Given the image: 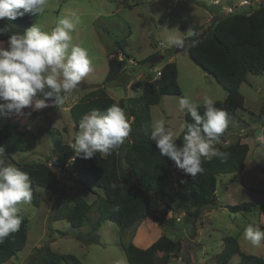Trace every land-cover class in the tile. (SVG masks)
<instances>
[{"label":"trees","instance_id":"trees-1","mask_svg":"<svg viewBox=\"0 0 264 264\" xmlns=\"http://www.w3.org/2000/svg\"><path fill=\"white\" fill-rule=\"evenodd\" d=\"M196 4L203 3L192 0ZM209 9H212L211 6ZM14 23L28 27L30 15L17 18ZM200 25H195L194 35L185 38L187 56L211 75L226 91L223 100H215V107L226 110L230 119L238 109H244V97L240 86L247 81L248 74L264 73V4H260L249 11L235 9L233 12L221 14L214 20L211 27L200 35ZM114 53H122L118 59L111 55L107 59V72L100 85L88 90L69 107L74 128L79 130L82 116L93 109L101 112L113 104L121 106L131 124V132L119 149L108 154L97 152L94 157L84 159L70 147L71 143L63 142L59 137L52 141L51 154L43 161H17L15 166L27 172L32 181L31 204L38 206L40 197L36 188L42 187L56 195L54 212L51 219H64L72 227L79 228L88 220V212L95 206L97 217L91 224L95 231L103 222H114L122 233L143 219L149 217L157 222L164 230L173 229L176 219L166 218V209L155 210L153 200L167 196L174 191L178 210L184 211V220L195 228V222L201 217L204 208H216L217 175L232 174L231 181L244 170L245 161L249 153V145L236 140L228 145H219L217 149L228 153L226 160L214 157L211 161H203L204 172L196 177L186 175L176 168L173 161L161 156L144 128L151 120L150 108L160 102L165 94H180L177 83V68L172 61H166L160 66V75L149 77L137 85V93L133 96L115 100L106 91V84L116 81L124 73L130 55L124 50L122 43L116 42ZM182 47V48H183ZM181 48H176L178 51ZM163 57L150 54L143 59L149 67L157 65ZM151 76V75H150ZM40 99H44L40 95ZM48 109L60 108L53 99H48ZM202 105V104H201ZM203 107L200 108L203 114ZM185 124L192 123L190 115L184 113ZM186 128L183 127L181 136ZM261 135H264L262 125ZM226 131L220 141H226ZM37 139V134L23 128L20 119L6 121L0 127V146L13 162L12 154L17 151L31 149ZM71 158H74L71 160ZM179 175L176 177V173ZM264 174V166L261 168ZM62 172L76 173L79 178L89 182L101 190L93 191L95 195L91 202L83 197H77L71 203L61 202L69 191ZM159 200V199H158ZM167 204V202H166ZM223 207L231 212L251 211L252 202L243 201L238 204H225ZM264 210V204L258 205ZM118 209V211H115ZM24 220L18 232L11 234L0 244V264L15 257L22 250L27 240L28 217L22 211ZM98 242V236L92 237ZM223 248L216 254L217 264H227L234 255L239 256V264H264V258L243 252L237 239L232 235L222 237ZM123 251L127 264H167L172 257H176L182 244L166 234H161L152 244L141 248L132 242L123 243ZM160 253V254H159ZM27 264H84L71 253H57L49 245H42L38 253Z\"/></svg>","mask_w":264,"mask_h":264},{"label":"rangeland","instance_id":"rangeland-1","mask_svg":"<svg viewBox=\"0 0 264 264\" xmlns=\"http://www.w3.org/2000/svg\"><path fill=\"white\" fill-rule=\"evenodd\" d=\"M198 1H201L203 5L196 4L192 0H48L43 15H30L28 27L20 26L6 18L0 20V27L9 24L15 26L9 32L0 35V41H5L4 46L7 47L6 41L15 32L22 34L34 24H38L45 31H50L55 27L58 18L69 16L73 12L77 13L80 23L76 25L72 33L73 43L88 50L93 70L80 82L78 88L68 95L66 100L69 101L68 103H72L103 82L107 71V58L111 55L123 56L119 50L118 53H114L118 49L116 42L122 43L124 50L136 64L131 66L126 64L120 78L106 84L107 93L115 100L135 95L137 85L152 77V69L147 63H143L145 57L150 54L163 57L155 66L173 57L170 61L176 64L177 83L181 93L163 95L158 104L151 106L150 111L151 120L164 119L166 127L175 133L174 139L179 141L183 139L181 133L182 126L185 125L184 112L179 109L178 104L180 96H189L201 104L205 95L211 96L214 100H223L226 96L225 89L187 56L185 47L177 51L176 47L167 44L169 35L177 36L185 41V38L191 36L189 33H194L195 25L201 26L197 35L207 32L210 25L219 17L214 15L212 9H209L213 5L212 0ZM241 1L222 0V2H228L229 6H236L235 9L242 11H249L250 8L258 6L256 0H248L251 6H240ZM225 13L230 12L224 10L222 14ZM240 92L244 97L245 108L238 109L235 116L230 119L226 129V141H219L215 147L239 140L248 143L250 151L244 170L236 176L235 181H231L230 173L217 175V189L224 185L227 188V191L218 195V198L220 202L226 204L247 201L257 207L258 203L264 201V195H262L264 174L261 171V167L264 166V144L258 141L262 125H264V74H248L247 81L240 86ZM40 95L41 93H37V98L40 99ZM49 110L48 107L39 110L29 107L25 108L21 114L0 115V127L6 121L19 118L23 128L37 134L35 145L26 151L15 152L12 154L13 162L7 160L8 163L15 165L17 161L45 160L51 154L54 137H59L65 143L67 141L74 143L77 132L71 128L74 124L69 110L64 111L63 106ZM177 145L180 144L177 143ZM178 175L179 171L176 177ZM59 176L62 177L61 174ZM82 180L74 179V186L72 189L68 187L69 191L64 200L61 198V202L71 203L77 197H83L91 202L95 197L93 191L101 193V190ZM36 190L40 197L39 205L35 206L27 202L22 207V211L28 217L25 246L5 264H27L45 244L57 253L74 254L84 264H117L120 260L127 264L122 247V242H128L125 232L127 230L120 233L114 222L106 221L93 231L91 224L97 217L95 206L91 207L88 220L79 228L72 227L64 219L53 220L51 215L54 212L56 195L42 187H37ZM167 198L168 201L174 202L175 199L177 201L172 191L168 192ZM154 203H158L157 199ZM200 218L195 222V226ZM257 220L256 208L248 212H231L227 209L217 212L210 221L211 225L204 220L199 236L204 244L203 249L194 246L188 250L196 254V258L189 260L186 247L189 243L194 245L189 240L194 238L193 228L190 226L191 223L187 225L184 217L180 216L179 220L176 219L174 228L168 229L167 232L165 230L166 233H164L174 240H179L183 245L179 253L181 259L174 258L168 264H217L215 256L221 247L220 230L226 234L242 231L239 237L242 248L255 253L253 255L260 256L264 254V244L253 247L244 238L246 226L248 224L259 226L256 223ZM261 229L264 230V228ZM94 235L98 236V242H93ZM227 264H239V256L234 255Z\"/></svg>","mask_w":264,"mask_h":264},{"label":"clouds","instance_id":"clouds-1","mask_svg":"<svg viewBox=\"0 0 264 264\" xmlns=\"http://www.w3.org/2000/svg\"><path fill=\"white\" fill-rule=\"evenodd\" d=\"M47 3L48 0H0V20L14 21L26 14L43 15ZM79 23V15L73 12L58 18L50 31L34 24L22 34H11L6 41L7 47L5 41H0V115L21 114L29 107L43 109L50 98L57 106L66 102L68 95L93 70L88 50L73 43L72 33ZM12 27L15 26L0 27V35ZM184 43V39L177 36L167 37L169 46L182 48ZM37 93L44 99L37 98ZM215 103L208 95L203 97L202 105L189 96L179 97V109L193 121L182 126L186 130L180 146L164 119L154 120L144 128L145 135L155 142L160 155L168 157L176 168L193 178L204 172L203 161L228 157V153L221 152L215 144L228 128L230 117L226 110L215 107ZM78 127L70 147L76 156L84 159L94 157L97 152L108 154L119 149L132 130L129 117L118 104L103 112L93 109L84 114ZM258 141L264 144V135L258 137ZM6 158L4 147L0 146V244L19 231L24 220L22 207L33 195L29 174L8 163ZM244 238L253 247H259L264 241V230L248 224ZM117 264L126 262L120 260Z\"/></svg>","mask_w":264,"mask_h":264},{"label":"crops","instance_id":"crops-1","mask_svg":"<svg viewBox=\"0 0 264 264\" xmlns=\"http://www.w3.org/2000/svg\"><path fill=\"white\" fill-rule=\"evenodd\" d=\"M257 1V4L258 5H260V4H264V1L263 0H256ZM222 0H212V6H211V8H212V11H214V15L216 16H220L221 14H222V12H224V10H225V8L226 7H229V4H227L228 2H222ZM212 16V15H211ZM210 16V17H211ZM213 24V23H212ZM211 24V25H212ZM211 25H210V27H211ZM209 27V28H210ZM173 57H171V58H167L164 62H166V61H170L171 59H172ZM108 59V58H107ZM133 59V58H132ZM163 62V63H164ZM162 63V64H163ZM135 64H136V62H135ZM161 64V65H162ZM132 64H129V65H127V66H131ZM161 65H158V66H161ZM150 69H151V67H150ZM107 72V71H106ZM264 74V73H263ZM76 100H74L72 103H68L69 101H66L65 102V104H64V106H63V109H64V111H66V110H69V107L75 102ZM49 104V103H48ZM50 111V110H49ZM185 113V112H184ZM72 128V130H74L75 132H78L79 130H76L75 128H74V125L71 127ZM262 136V135H261ZM176 140V143H178V144H180V145H182V143H183V139L182 140H179V141H177V139H175ZM66 143H73V141H67ZM248 144V143H247ZM180 145H178V146H180ZM249 145V144H248ZM250 151V150H249ZM8 161H10V158L9 157H7L6 158ZM262 168V167H261ZM61 175H62V177L65 179V184H66V186L67 187H69V188H71L72 189V187L74 186V183H73V181H74V179H76V180H78V178H79V176L78 175H76V174H68L67 172H62L61 173ZM73 177V178H72ZM237 178V177H236ZM83 182L85 181V180H82ZM224 191H227V188H226V185H224V186H221L220 187V189H219V194H222ZM172 192H173V194H174V191L172 190ZM218 194V195H219ZM218 195H217V197H218ZM262 195H264V192L262 193ZM175 196V195H174ZM159 199V200H158ZM157 199V201H158V203L157 204H155L154 203V201L156 200V199H154L153 200V208L155 209V210H162V209H166V211H167V214H166V218H169V217H171V216H173L174 218H176L177 220H179L180 219V216L182 217L183 215H184V211L183 210H178L175 206L178 204V200L176 201V199L174 200V202L173 201H168V198H167V196H165V197H162L161 198V200H160V198H158ZM64 200V199H63ZM166 202H167V204H166ZM217 202H218V204H219V206L218 207H216V208H204L203 209V211H202V214H201V218H200V220L197 222V226H198V223H200V225L197 227V226H195L196 228H194V229H192V232H193V237L194 238H189V240H190V242L191 243H194V245H187V252L189 253L188 254V259L189 260H193L194 258H196V254L194 253V252H190V251H188V250H190V249H192L194 246H196L197 248H201V249H203V243L200 241V239H199V236H200V234H201V230H202V228H203V223H204V220L207 222V223H209L210 225H211V220H212V218H213V216H216L217 215V212H221V211H224V209H227V208H225V207H223L226 203H222V202H220V200H219V198H217ZM260 203H262V204H264V201H262V202H260ZM260 203H258V205L260 204ZM256 208V212H257V214H258V220H257V224L261 227V228H264V210L262 211V210H259L258 209V206L257 207H255ZM228 210V209H227ZM212 216V217H211ZM190 223H188L187 225H189ZM202 225V226H201ZM191 226V225H190ZM187 228H189V227H187ZM186 228V229H187ZM127 231H125L126 232V234H127V237H128V242L130 241V242H132L133 244H135L136 246H138V247H141V248H146V247H148L150 244H152L161 234H163V233H166L167 232V230H166V232H165V230L163 229V227L162 226H160L157 222H155V221H153V220H151L149 217H147V218H145V219H143L142 221H140V222H138L137 224H135L134 226H131V227H129L128 229H126ZM220 232L222 233L221 235H220V237H219V239H220V245H221V247H220V251L222 250V248H223V242H222V237L224 236V235H227L226 234V232H222V230H220ZM241 232L242 231H238L237 233H235V234H229V235H232V236H235L236 237V239H237V242H238V244H239V247H240V249L243 251V252H245V253H247V254H249V253H251L252 255L253 254H255V253H253V252H251V251H249V250H245V249H243L242 248V246H241V243H240V240H239V237L241 236ZM209 236L211 237V235L209 234ZM262 244H264V243H261V245ZM183 249V245H182V247H181V250ZM180 250V251H181ZM180 251L178 252V255L176 256V257H172L170 260H172V259H174V258H176V259H181V257L179 256V253H180ZM219 251V252H220ZM218 252V253H219ZM160 254V253H159ZM260 257H263L264 258V254H260ZM170 260H169V262H170ZM7 262V261H6ZM168 262V263H169ZM167 263V264H168ZM2 264H5V262L4 263H2Z\"/></svg>","mask_w":264,"mask_h":264},{"label":"built area","instance_id":"built-area-1","mask_svg":"<svg viewBox=\"0 0 264 264\" xmlns=\"http://www.w3.org/2000/svg\"><path fill=\"white\" fill-rule=\"evenodd\" d=\"M240 6H244V5H249V6H251V2L250 1H248V0H242L240 3ZM235 7L236 6H234V7H232V6H229V7H226L225 8V11L226 12H233L234 11V9H235ZM117 58L118 59H122L123 58V56L122 57H118L117 56ZM127 64L129 65V64H135V61L133 60V59H128V62H127ZM159 66H152L151 67V69H152V72H153V74H152V78H156V77H158L159 75H160V67L158 68ZM74 158H71V160H73ZM74 174H76V173H74Z\"/></svg>","mask_w":264,"mask_h":264},{"label":"water","instance_id":"water-1","mask_svg":"<svg viewBox=\"0 0 264 264\" xmlns=\"http://www.w3.org/2000/svg\"><path fill=\"white\" fill-rule=\"evenodd\" d=\"M215 193H216V195H218V194H219V189H217V190L215 191Z\"/></svg>","mask_w":264,"mask_h":264}]
</instances>
